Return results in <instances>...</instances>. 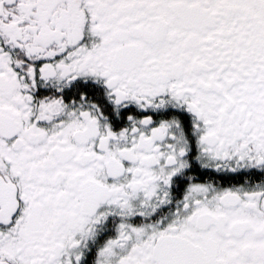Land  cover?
<instances>
[{
    "label": "snow or ice",
    "instance_id": "obj_1",
    "mask_svg": "<svg viewBox=\"0 0 264 264\" xmlns=\"http://www.w3.org/2000/svg\"><path fill=\"white\" fill-rule=\"evenodd\" d=\"M0 264H264V0H0Z\"/></svg>",
    "mask_w": 264,
    "mask_h": 264
}]
</instances>
